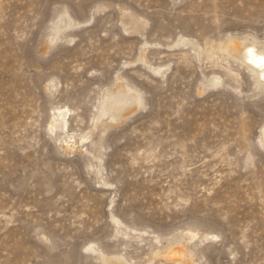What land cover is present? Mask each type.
Wrapping results in <instances>:
<instances>
[{"label":"rangeland","instance_id":"374dc122","mask_svg":"<svg viewBox=\"0 0 264 264\" xmlns=\"http://www.w3.org/2000/svg\"><path fill=\"white\" fill-rule=\"evenodd\" d=\"M260 51L264 0H0V264H264Z\"/></svg>","mask_w":264,"mask_h":264},{"label":"bare ground","instance_id":"6f19581e","mask_svg":"<svg viewBox=\"0 0 264 264\" xmlns=\"http://www.w3.org/2000/svg\"><path fill=\"white\" fill-rule=\"evenodd\" d=\"M231 46H233V43H232V45ZM235 47H233V50L235 49V50H238L239 52H242V51H244L248 46L246 45L244 48H241V47H239V46H237L236 47V45H234ZM230 48V47H229ZM232 50V51H233ZM264 52V51H263ZM263 52H261L260 51V53H256V52H254L253 54H255L254 55V57L253 58H251V60L249 61L250 62V65L252 66V68L254 69V70H256V71H259V75H263V77H264V53ZM246 53H249V52H246ZM258 73V72H257ZM258 75V76H259ZM259 78H261V76L259 77ZM262 79V78H261ZM63 112H61L60 113V116L62 115L63 117H64V115L65 114H67V112H65V114L63 113ZM56 115V114H55ZM56 116H59L58 114L56 115ZM59 116V117H60ZM55 118V117H54ZM58 119V118H57ZM56 119V120H57ZM65 119V118H64ZM60 120V119H59ZM63 121V120H62ZM60 123V122H59ZM62 123V122H61ZM66 124V123H65ZM59 125H61V124H59ZM57 126V125H56ZM62 126V125H61ZM64 126V125H63ZM60 126H58V128H59ZM68 136V135H67ZM173 251V250H172ZM175 251V250H174ZM173 253V252H172ZM171 253V254H172ZM174 255H176V253L174 252ZM173 254L172 255H170V256H174ZM169 256V255H168ZM104 257V256H103ZM120 259V258H119ZM183 260H185V262H186V264H190L189 263V261L191 260H189V258H187L186 256H184L183 258H182ZM179 260H177V262H178ZM191 262V261H190Z\"/></svg>","mask_w":264,"mask_h":264}]
</instances>
